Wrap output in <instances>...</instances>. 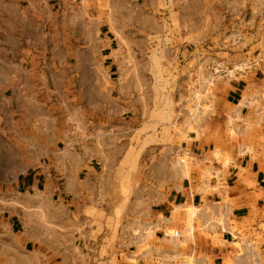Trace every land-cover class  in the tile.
I'll return each instance as SVG.
<instances>
[{
	"label": "rangeland",
	"instance_id": "rangeland-1",
	"mask_svg": "<svg viewBox=\"0 0 264 264\" xmlns=\"http://www.w3.org/2000/svg\"><path fill=\"white\" fill-rule=\"evenodd\" d=\"M131 1L141 6L0 0V264L19 258L23 213L49 226L23 179L48 169L54 150L87 149L106 161L135 148L164 159L158 152L177 146L170 168L186 177L204 170L207 181L245 156L264 167V0ZM195 16L202 25L188 23ZM224 204L206 228L226 227ZM182 211L190 239L206 210ZM263 216L231 228L242 264H264V225L247 236Z\"/></svg>",
	"mask_w": 264,
	"mask_h": 264
},
{
	"label": "crops",
	"instance_id": "crops-1",
	"mask_svg": "<svg viewBox=\"0 0 264 264\" xmlns=\"http://www.w3.org/2000/svg\"><path fill=\"white\" fill-rule=\"evenodd\" d=\"M175 1V6H221L219 0ZM116 6L141 5L116 0ZM203 19L195 16L188 23L202 25ZM180 150L161 149V159L155 149L135 148L106 161L93 159L87 149L54 150L48 169L23 179V192L39 198L49 226L29 222L23 213L19 258L7 254L4 263L242 264L236 237L241 224L264 212L263 162L251 156L235 159L227 176L220 172L207 181L204 170L186 177L182 169L170 168ZM221 203L229 222L206 228L204 220L218 218L215 205ZM184 207L206 210L193 218L190 239L181 234L188 233ZM233 225L239 231L231 230Z\"/></svg>",
	"mask_w": 264,
	"mask_h": 264
},
{
	"label": "built area",
	"instance_id": "built-area-1",
	"mask_svg": "<svg viewBox=\"0 0 264 264\" xmlns=\"http://www.w3.org/2000/svg\"><path fill=\"white\" fill-rule=\"evenodd\" d=\"M264 213V212H263ZM262 213V215H264ZM259 225H264V216H263V218H262V220H260L259 221V223H257L256 225H253V226H251L250 228H248V234H247V236L249 237V236H251V237H254V234H258L259 233V231H260V229H258L259 228ZM263 231H264V228H263ZM238 237H236V239H237ZM255 239V237L253 238V240ZM253 240H251L250 241V239H248V243H247V247L249 248V244L250 245H252V242H254ZM250 263H252V260H251V262Z\"/></svg>",
	"mask_w": 264,
	"mask_h": 264
}]
</instances>
